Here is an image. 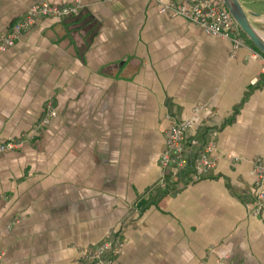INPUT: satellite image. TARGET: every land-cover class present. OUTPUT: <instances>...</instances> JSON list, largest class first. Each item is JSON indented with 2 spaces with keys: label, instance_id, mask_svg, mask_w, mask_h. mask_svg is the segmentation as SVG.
Returning a JSON list of instances; mask_svg holds the SVG:
<instances>
[{
  "label": "crops",
  "instance_id": "obj_1",
  "mask_svg": "<svg viewBox=\"0 0 264 264\" xmlns=\"http://www.w3.org/2000/svg\"><path fill=\"white\" fill-rule=\"evenodd\" d=\"M42 1L76 2L0 0V34ZM237 1L264 40V0ZM78 5L0 51V142L17 144L0 153V264H81L113 238L120 264H264V209L254 215L242 201L264 159L256 51L244 42L233 53L230 40L153 0ZM185 119L198 136L217 133L215 167L140 213L165 133Z\"/></svg>",
  "mask_w": 264,
  "mask_h": 264
},
{
  "label": "built area",
  "instance_id": "obj_2",
  "mask_svg": "<svg viewBox=\"0 0 264 264\" xmlns=\"http://www.w3.org/2000/svg\"><path fill=\"white\" fill-rule=\"evenodd\" d=\"M158 3L160 13L180 17L187 22L199 27L205 34L218 36L230 40L232 52L245 47L238 25L223 4L214 0H182L181 2L162 3V0H153ZM79 0L73 5H52L46 1L33 4L26 12L25 17L13 24L6 34H0V51L14 44V41L33 26L37 19L42 17L63 18L75 16L79 12ZM252 57L259 60L261 71L264 74V56L253 52ZM207 110L204 106L194 109V113ZM56 114L49 110L48 115L42 119L40 126L48 125L50 118ZM195 126L194 119H185L173 122L164 137V149L160 155V178L158 185L164 187L166 175L172 178L180 177L188 168V158L192 150L200 145V149L194 153V164L189 183L198 182L209 175L215 167L216 132H212L202 141L200 136L192 132ZM33 130L32 135H37ZM17 146L16 142L0 143V153L11 150ZM253 197L255 199L252 213L259 214L264 209V159L253 165ZM122 248V242L113 239L106 240L101 245L87 248L81 256V264H120L117 262V254Z\"/></svg>",
  "mask_w": 264,
  "mask_h": 264
},
{
  "label": "trees",
  "instance_id": "obj_3",
  "mask_svg": "<svg viewBox=\"0 0 264 264\" xmlns=\"http://www.w3.org/2000/svg\"><path fill=\"white\" fill-rule=\"evenodd\" d=\"M224 8H225V6H224ZM239 30H240V35L243 38V41L246 42L248 45L252 46L253 49L256 52H258L259 54L264 56L261 52H259L255 48V46L252 44V42L249 40V38L245 35V33L240 28H239ZM211 133H212L211 130L210 131L207 130V132H205V133L203 132V134L200 136V139L202 141H204V139L206 137H208ZM199 149H200V145L198 147L194 148L192 150V154L189 155L188 168H187L186 172H184V174H183L184 180H182V178H180V177L172 178L170 175H166V177L164 179V184H165L164 187H162V186L158 185V183H156V185L151 190H149L146 193V197L147 198H145V196H144L143 199L138 201V204H137V207H136L138 209V212L142 213V211L147 207V205L149 203H151L153 201V199L161 197V196H163L165 194H169L170 192H172L174 190H180L186 184L189 183L190 175L192 173L191 170H192V167H193V164H194L193 163L194 162V153L197 152ZM252 195H253V193H252ZM242 201L244 203H246V205L248 207L254 205V197L250 196V194H247L246 198L242 199ZM113 239L119 240L118 238H113ZM113 239H111V240H113Z\"/></svg>",
  "mask_w": 264,
  "mask_h": 264
},
{
  "label": "water",
  "instance_id": "obj_4",
  "mask_svg": "<svg viewBox=\"0 0 264 264\" xmlns=\"http://www.w3.org/2000/svg\"><path fill=\"white\" fill-rule=\"evenodd\" d=\"M238 27L245 33L255 48L264 55V40H262L249 24L237 0H221Z\"/></svg>",
  "mask_w": 264,
  "mask_h": 264
},
{
  "label": "rangeland",
  "instance_id": "obj_5",
  "mask_svg": "<svg viewBox=\"0 0 264 264\" xmlns=\"http://www.w3.org/2000/svg\"><path fill=\"white\" fill-rule=\"evenodd\" d=\"M51 111H52V110H51ZM52 118H53V117H52ZM41 121H42V120H41ZM41 121H40V122H41ZM39 127H42V126H40V124H39ZM168 129H169V128H168ZM32 132H33V130L30 131V132L27 134V137L30 138V139H32V137H33ZM166 132H167V131H166ZM165 134H166V133H165ZM7 142H10V141H7ZM0 143H3V142H0ZM5 152H6V151H5ZM1 153H2V152H1ZM101 244H102V243H101ZM101 244H100V245H101Z\"/></svg>",
  "mask_w": 264,
  "mask_h": 264
}]
</instances>
